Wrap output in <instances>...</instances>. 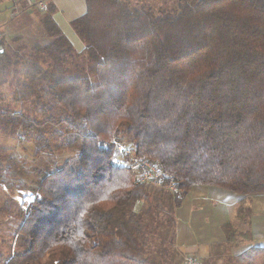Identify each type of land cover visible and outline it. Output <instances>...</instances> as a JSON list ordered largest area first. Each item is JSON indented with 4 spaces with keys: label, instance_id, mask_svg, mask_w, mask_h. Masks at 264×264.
<instances>
[{
    "label": "trees",
    "instance_id": "trees-1",
    "mask_svg": "<svg viewBox=\"0 0 264 264\" xmlns=\"http://www.w3.org/2000/svg\"><path fill=\"white\" fill-rule=\"evenodd\" d=\"M85 5L70 22L80 51L46 3V42L0 50V76L11 70L21 105L0 104V134L29 141L33 159L67 153L8 185L0 210L18 223L0 264L162 263L136 210L148 184L112 163L111 140L155 164L163 185L174 181L175 208L194 185L264 194V0H177L158 13L125 0ZM4 174L0 163V184ZM16 188L34 199L21 207ZM243 203L239 215L249 213Z\"/></svg>",
    "mask_w": 264,
    "mask_h": 264
},
{
    "label": "rangeland",
    "instance_id": "rangeland-1",
    "mask_svg": "<svg viewBox=\"0 0 264 264\" xmlns=\"http://www.w3.org/2000/svg\"><path fill=\"white\" fill-rule=\"evenodd\" d=\"M129 2L131 7H139L141 5H149L155 13L159 11H172L177 4V0H125ZM9 0H0V48L7 54H12L19 46L25 47L24 51L36 44H44L46 41L45 33L41 25V19L38 16L37 10L30 9L28 11H21L18 7H12ZM12 12L18 13V16H13ZM64 30V29H63ZM73 38L72 42L75 49L79 50V45L82 41L75 35L73 30L69 28ZM65 31V30H64ZM66 33V32H65ZM76 36V37H75ZM82 46V45H81ZM11 70H8L5 75L0 76V104H11L16 109L21 108V105L14 99L13 88L10 86ZM124 144H127L123 140ZM129 145V144H127ZM30 146V142H19L12 138H4L0 134V163L5 168L3 175L4 181L0 184V207L5 201L6 193L8 192V185H21L23 183H30L35 179L36 170L44 167L45 163L50 159H55L59 163L67 156L57 155L54 152H43L35 159L31 158L26 152L25 148ZM130 147V145H129ZM149 197L142 203L141 208L137 210L142 211L144 231L147 233V247L149 254L161 260V264H182V258L174 249V207L172 205L173 199L171 193L165 187L157 188L148 184ZM31 196V198H30ZM13 198L25 207L34 199V194L27 190L15 189ZM243 220L242 217L234 218L232 226L238 225V222ZM18 221L7 217L0 210V254H6L10 251L12 245L14 248V235L11 231ZM231 227V226H230ZM233 237L230 236V241H226V245L214 248V256L207 264H263V255L255 250L246 255L247 260L241 262L236 261L245 252L252 248L237 251L235 247L239 246L245 240L246 233H239L233 231ZM179 258L181 260L179 261ZM206 264V263H205Z\"/></svg>",
    "mask_w": 264,
    "mask_h": 264
},
{
    "label": "crops",
    "instance_id": "crops-1",
    "mask_svg": "<svg viewBox=\"0 0 264 264\" xmlns=\"http://www.w3.org/2000/svg\"><path fill=\"white\" fill-rule=\"evenodd\" d=\"M9 1L12 7H18L21 11L34 9L37 10L38 16L40 15L36 8L38 0ZM41 1L53 8L51 16L54 22L73 45L71 39L73 36L69 35V28L72 29L70 22L84 14L86 10L85 0ZM12 14L15 17L18 16V13L12 12ZM73 32L75 33L74 30ZM75 35L77 34L75 33ZM80 41L82 40L80 39ZM81 45H79V50L75 49L74 45L73 47L76 51H80L84 46L83 42ZM242 202L249 209L248 214L239 215ZM141 206L142 202H138L136 210ZM173 209L176 220L174 222L173 243L175 251L181 258L185 254H194L207 264L214 256V248L226 245L223 225L230 224L232 226V220L239 217H242L243 220L232 228L234 231L248 233V236L235 249L241 251L251 247L258 248L264 256V194L242 196L216 187L194 185L181 200L180 205ZM0 243L3 244L4 240H0ZM4 255L6 252L0 254V257Z\"/></svg>",
    "mask_w": 264,
    "mask_h": 264
},
{
    "label": "built area",
    "instance_id": "built-area-1",
    "mask_svg": "<svg viewBox=\"0 0 264 264\" xmlns=\"http://www.w3.org/2000/svg\"><path fill=\"white\" fill-rule=\"evenodd\" d=\"M38 10L45 9V3L41 0L36 2ZM112 143V163L119 168H127L133 171L135 180L139 183L154 184L163 186L170 193H177V186L173 180L169 179L164 185V175L162 171L152 162L136 157L129 146L117 140ZM56 264V262H54ZM182 264H205V262L194 254L182 255Z\"/></svg>",
    "mask_w": 264,
    "mask_h": 264
},
{
    "label": "bare ground",
    "instance_id": "bare-ground-1",
    "mask_svg": "<svg viewBox=\"0 0 264 264\" xmlns=\"http://www.w3.org/2000/svg\"><path fill=\"white\" fill-rule=\"evenodd\" d=\"M30 198H31V196H30Z\"/></svg>",
    "mask_w": 264,
    "mask_h": 264
},
{
    "label": "water",
    "instance_id": "water-1",
    "mask_svg": "<svg viewBox=\"0 0 264 264\" xmlns=\"http://www.w3.org/2000/svg\"><path fill=\"white\" fill-rule=\"evenodd\" d=\"M0 50H1V48H0Z\"/></svg>",
    "mask_w": 264,
    "mask_h": 264
}]
</instances>
